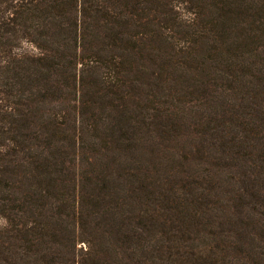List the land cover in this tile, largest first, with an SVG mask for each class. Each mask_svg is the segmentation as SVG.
I'll use <instances>...</instances> for the list:
<instances>
[{"label": "trees", "instance_id": "trees-1", "mask_svg": "<svg viewBox=\"0 0 264 264\" xmlns=\"http://www.w3.org/2000/svg\"><path fill=\"white\" fill-rule=\"evenodd\" d=\"M0 264H264V0H0Z\"/></svg>", "mask_w": 264, "mask_h": 264}, {"label": "rangeland", "instance_id": "rangeland-1", "mask_svg": "<svg viewBox=\"0 0 264 264\" xmlns=\"http://www.w3.org/2000/svg\"><path fill=\"white\" fill-rule=\"evenodd\" d=\"M196 168V167H195ZM196 170L197 171H199V168H196ZM165 188V187H164ZM180 197H181V199L182 198H184V196H182L181 195V193H180ZM142 209H145V210H148V208L147 207H142ZM149 209H151L150 207H149ZM160 214H163V212L160 210V209H156ZM165 217H167L168 215L167 214H163ZM209 220H210V218H209ZM208 221V219L207 218H205V219H203L202 220V227H200L201 228V230H206V231H208V230H210V229H212V227L211 226H213L212 224H210V227L207 225V222ZM217 221H218V219H217ZM215 222V221H214ZM197 230L199 231V226H198V228H197ZM197 231V235H198V238H199V232ZM200 234H201V236L204 238V233L201 231L200 232ZM205 240V239H204ZM211 242H213L212 240H210V238L207 240V238H206V240H205V243H211ZM188 246V245H187ZM194 246H199V239H198V241H196V243L194 244Z\"/></svg>", "mask_w": 264, "mask_h": 264}]
</instances>
